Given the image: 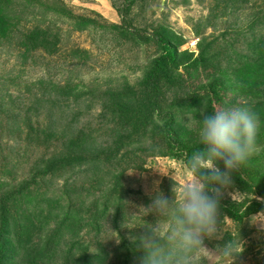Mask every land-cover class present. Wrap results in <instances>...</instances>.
<instances>
[{"label":"rangeland","instance_id":"obj_1","mask_svg":"<svg viewBox=\"0 0 264 264\" xmlns=\"http://www.w3.org/2000/svg\"><path fill=\"white\" fill-rule=\"evenodd\" d=\"M41 3L60 8L59 14H69L72 19H60L59 15L49 14L46 23L39 28L50 30V34L59 32L60 36L52 40L56 45H39L25 58L20 46V34L14 32L0 38V97L7 100V96H10L9 99L16 102L14 109L9 108V111L17 115L15 119L0 115V203L3 200L14 201L13 196L8 199L12 193L19 195L17 192L29 191L33 204L43 206V213L50 209L49 203H44L47 198L40 195L44 188L39 189L38 179L33 177V172L28 174L34 160L44 154L43 150L28 146L24 139L26 132H18L14 128L18 124L22 128L19 118L23 117L33 95L39 94V89L56 92V89L68 87L72 96L78 97L96 92L97 87L117 90L127 86L134 92L131 95L134 104L140 103L137 89L144 82V67L161 52L157 45L160 38L158 32L176 46L179 65L170 69L187 84L184 98L181 96L184 110L180 112L178 107L170 109L175 112L172 114L174 122L172 127L167 128L173 129V132L179 131L178 136L186 147L198 145L195 129L190 127L189 122L195 117L199 118L202 108L194 110L188 105L193 101L192 96L222 88L220 96L223 102L213 104L214 110L228 106L250 108L257 116L258 127L255 150L247 161L264 154V87L252 90L253 85L258 84L255 79L257 72L264 73V53L250 59V42H259L252 48L255 45L264 47V0H41ZM41 9L39 7L35 11ZM37 19L15 30L24 33L34 28ZM81 19H85L87 25L83 31L77 29L78 23L83 24ZM225 35L231 40L226 56L221 54L225 47L224 40H227ZM145 37L149 38L148 43L140 40ZM238 45L241 47L236 49ZM245 47L248 48L246 51ZM206 57L208 62L204 61ZM217 79L218 83L214 84ZM172 98L170 90H162L158 99L163 110ZM91 114H99V109ZM154 115V124H146V131H143L149 132L153 141L148 135L137 138L138 122L136 119L131 122L129 129L135 125L136 133L130 140L135 139V143L128 149H136L134 154L143 157L144 167L142 171L129 170L124 175V188L129 190V195L124 197L126 215L123 221L100 223L97 234L84 236L90 251L96 250L99 244L106 250H115L122 239L140 243L149 228L155 225L159 229L160 240L167 242L172 227L170 220L155 212L141 215L140 209L147 208L157 193L171 199L174 191L178 197L192 177L180 153L168 157L139 154L141 149L149 146L148 142L162 149L166 145L164 137L156 131L164 123L166 115L159 118L156 110ZM119 147L114 143L112 149H117L119 153L125 151L121 150L123 148L119 150ZM218 167L223 169L222 161L218 162ZM232 171L243 174L244 179L248 180L249 173H245L241 167ZM27 180L28 190L22 191L20 186ZM62 184L60 180L55 188H61ZM247 191L235 188L230 174V183L219 197L218 233L204 240L203 246L208 252L201 250L194 254L192 264H222L221 258L215 255L217 249L229 241L235 244L238 240L243 252L234 259L233 264H264V199L256 196L253 188ZM253 199L262 203L263 210L248 214ZM7 207L12 208L10 214H6L7 218L16 213L17 219L25 226L14 225L12 218L11 225L18 232L27 228L33 240L39 232V223L32 221L31 217V221L26 220L22 214L23 208L31 210V206ZM229 209H238L241 215L245 212L248 216L242 222H237L229 216ZM34 213L36 219L39 218L37 210ZM134 216H139L141 220ZM80 231L85 235L88 226ZM138 249L142 251L141 245Z\"/></svg>","mask_w":264,"mask_h":264},{"label":"trees","instance_id":"obj_2","mask_svg":"<svg viewBox=\"0 0 264 264\" xmlns=\"http://www.w3.org/2000/svg\"><path fill=\"white\" fill-rule=\"evenodd\" d=\"M39 7L42 9L36 12ZM59 13L60 8L44 6L41 0H0V38L14 32L20 34L24 58L39 45L55 46L56 42L52 40L60 36L59 32L50 34V30H42L39 26L46 23L49 14L59 15L60 19H72L69 14ZM36 18L39 20L37 19L34 28L24 33L15 30L22 24L28 25ZM81 20L83 24H77L79 31L87 27L86 20ZM158 34L160 38L157 45L161 52L144 67V82L141 88L137 89L140 93V103L136 105L131 99L134 92L127 86L117 90L112 87H97L96 92L78 97H73L68 87L56 89L58 92L39 89V94L33 95L23 117L19 118L24 129L20 128L19 124L14 128L18 132H26L24 139L28 146L43 150L44 154L34 160L28 174L33 172V177L38 179L39 189L44 188L40 195L47 198L44 203H49L50 209L43 213V206L33 204L29 191L17 192L19 195L12 193L8 199L13 196L14 201L3 200L0 203V264H142L144 253L143 249H138V241L122 239L115 250H106L99 244L96 250L90 251L84 236L88 233L97 234L100 223H119L126 215L124 197H128L129 190L124 188V175L129 170L142 171L145 162L143 157L134 154L135 148L128 149L135 143V139H130L136 133V126L129 129L133 119L138 122L137 138L142 139L148 135L153 141L149 132H143L146 131L145 125L154 124V110L160 114L159 118L166 115L164 123L156 129L157 134L164 137L166 145L162 149L148 142L149 146L139 152L145 157H168L180 153L187 167L188 157L200 147H186L178 136L179 131L173 132V129L167 128L172 127L174 122L172 114L175 112L170 109L178 107L180 112L184 110L182 97L184 98L187 84L171 72L172 67L179 65L176 46L161 32ZM224 38H227V35ZM140 40L149 42L148 37ZM230 41V37L224 40L225 47L221 54L226 56ZM257 43L259 42L256 40L250 42V45ZM238 46L236 49L241 47ZM252 46L250 59L264 53L263 46ZM247 49L245 47V51ZM205 60L209 61L207 57ZM255 76L258 84L253 85V91L264 87V73L257 72ZM218 81L215 80L214 84ZM163 89L170 90L173 94L171 103L164 110L158 99ZM221 90L222 88H215L202 95L192 96L193 101L188 108H202V112H213V104L223 102ZM7 97V100L3 96L0 97V115H9L8 119H15L17 115L11 114L9 108H13L16 102L10 100V96ZM96 109H99V114L93 116L91 113ZM92 117H95V122ZM114 143L120 146L119 150L123 148L121 150L125 151L119 153L117 149L113 150ZM117 151L119 159L116 156ZM240 167L245 173H249L248 180L244 179L243 174L232 171L230 174L233 186L241 190L247 189V192L253 188L256 196L264 199V154L253 161H246ZM60 180L63 184L61 188L56 189ZM28 183L27 180L21 184L22 191L27 189ZM22 205L31 206V210L28 207L22 209L24 218L29 220L31 217L32 221L39 223L38 228L36 227L39 232L33 240L30 239L27 228L18 232L11 225L12 218L14 225L25 226L17 219L16 213L11 214L10 219L6 216L12 209L7 206L19 208ZM250 205L248 214L263 210L262 203L254 199ZM35 210L38 212L37 219ZM228 214L237 222H242L248 216L245 212L241 215L238 209H229ZM87 226L88 232L82 235L80 230ZM162 241L164 242V239ZM133 260L136 261L132 262Z\"/></svg>","mask_w":264,"mask_h":264},{"label":"clouds","instance_id":"obj_3","mask_svg":"<svg viewBox=\"0 0 264 264\" xmlns=\"http://www.w3.org/2000/svg\"><path fill=\"white\" fill-rule=\"evenodd\" d=\"M189 125L194 127L200 146L187 160L192 178L178 197L174 191L171 199L157 193L147 208L140 209L141 215L155 212L172 224L166 243L160 240L157 225L140 239L142 264H192L194 254L208 252L204 240L218 233L222 190L229 185L232 170L245 163L255 150L258 119L248 107L228 106L211 113L201 112ZM221 161L223 170L218 167ZM242 252L238 240L218 248L215 255L222 264H233Z\"/></svg>","mask_w":264,"mask_h":264}]
</instances>
